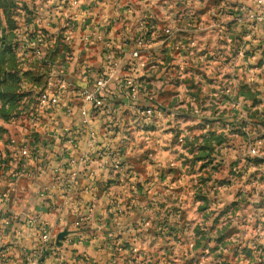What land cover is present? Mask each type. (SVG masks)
Segmentation results:
<instances>
[{
    "label": "rangeland",
    "instance_id": "rangeland-1",
    "mask_svg": "<svg viewBox=\"0 0 264 264\" xmlns=\"http://www.w3.org/2000/svg\"><path fill=\"white\" fill-rule=\"evenodd\" d=\"M205 1L190 4L195 22L199 23ZM253 2L228 0L233 20V6L246 8L239 13L244 22L237 23L244 32L235 25L229 43L216 41L224 30L216 33L215 28L202 31L207 39L194 47L184 39L180 58L188 54L196 62L182 59L180 74L164 78L166 92L160 91L162 84L154 85L157 102L162 93L182 102L193 98V106L167 110L182 112L183 130L175 143L161 148L166 156L157 160V167H162L159 174L142 184L132 183L128 190H116L115 195L128 202L98 206L106 216L96 221L107 234L104 244L112 247L107 264H264V40L257 43L250 36L249 14L257 10L252 9ZM51 3L0 0V138L15 104L19 106L20 94H26L25 81H32L31 72L25 70L32 64L29 44L36 36L50 35L46 27L53 20ZM209 18L215 20L211 13ZM240 34L247 39L243 41ZM68 35L65 31L59 35L61 50H66L62 42ZM21 45L27 46V57L19 53ZM223 51L228 54L230 75H215L219 66L215 61L223 63L216 60L221 56L216 52ZM207 68L213 74H198ZM48 70L45 67L41 80ZM159 126L157 122L156 130ZM113 220L119 223L116 230L112 224L114 232L108 225Z\"/></svg>",
    "mask_w": 264,
    "mask_h": 264
},
{
    "label": "crops",
    "instance_id": "crops-1",
    "mask_svg": "<svg viewBox=\"0 0 264 264\" xmlns=\"http://www.w3.org/2000/svg\"><path fill=\"white\" fill-rule=\"evenodd\" d=\"M50 1H52L51 6H53L51 7L53 20L46 27L47 34L50 35H46V38L36 36L31 40L34 43L41 37L42 44L34 45L33 48L30 47V63L32 64L28 69H25L31 72L32 78L36 79L30 78L32 80L30 83L25 81L23 90L26 96L22 97L12 116L26 120L19 126L12 123L11 118L9 124H5V132L0 138V153H2L6 164L5 169L0 172V184L3 187L12 184L14 187L6 209L13 213L14 219L18 220L16 222L23 223L28 217L34 216L41 222L45 221L52 225L53 236L56 238L60 235L63 236L65 240L59 251L63 257L62 261L67 262L76 259L79 262L85 261L84 264H107V257L112 252V247L104 244L107 234H104L105 229L103 230V227L100 231L96 221V218L98 219L101 215L106 216V211L100 212L98 206L104 203L128 202L129 199L124 200L123 196L117 197L115 195L116 190H128L132 183L142 184L143 179L155 177L153 174H159L157 169L162 167H157V160L161 156H166L165 151L161 148L172 140L175 143V137L180 135L181 130H183L181 126L184 120L182 112L170 113L167 110H179L185 106H193V98L182 102L176 100L175 97L170 100L162 94L166 92V86H163L165 84L164 78L180 74V63L184 59L193 63L196 62L193 58L190 59L188 54H184V58H180V54H182L181 44L185 43L184 39H188V41L193 39L194 45L206 41L204 39L207 38H203L204 32L202 31L214 28V20L211 22L209 13L211 10L220 8L222 9L220 12L223 15L221 22L224 32L216 41L229 43L231 41L229 36L233 27L237 26V23L244 22L240 19L239 13H244L247 10L241 5L233 6L236 14V18L233 20L231 12L233 8L229 5L228 0H207L202 4L200 18H195L199 20L198 23V21H194L190 7L194 0H97L100 2L99 7L94 6V2L82 0L85 1L84 3L87 2L91 8L90 16L86 17V21L111 23V28H108L110 35L106 36L105 39L111 42V47L123 48L124 52H129L132 39L135 36L138 18L147 10L152 13L153 18L148 27L151 40L148 50L152 60L150 63L152 64L156 59L158 66L155 71H148L149 73L147 72L140 81L151 91L155 84H162V90H160L162 93L158 96V103L166 115L164 120L161 119L157 122L160 126L167 124V127L159 126L157 130L155 125L141 130L142 120L134 113V109L126 105L121 99L111 100L112 102L108 106L112 107L113 112L110 113L113 114L105 118L95 113L92 124L89 126L88 130L94 131L97 136L96 153L91 155L87 145V136L81 133V119L76 112L67 117L59 109L45 110L40 114L41 120L38 125L33 127L29 123V118L36 110L37 92L55 89V78H52V74L57 70L64 67L63 76L70 80L73 85H85L84 81L72 74L67 65V57L70 54L77 53L79 57L87 59L94 69H100L103 66L101 53L97 48H84L81 44L74 42L73 45L72 42L68 41L62 42L66 50L59 48V35L63 37L65 29L62 23H59V19L56 20L54 16L57 15L60 19L65 17V10L58 0ZM183 2L189 5L185 7ZM60 6L63 8L62 11L59 10L58 13L52 11V9L61 8ZM254 8L255 6L252 9ZM166 24H172L176 36L161 48V57L155 58L160 44L161 30ZM236 28L242 31L241 34L244 32L240 26ZM250 29H253L254 32L250 33L254 42L260 43L264 40V20L251 22ZM241 34L239 38H242L243 41L246 40L247 37L244 34L241 36ZM223 36L227 37L224 38ZM188 41L186 40L187 44L190 43ZM37 51L44 52L42 54L43 59L39 58L36 54ZM217 54L219 56L221 54L222 57L220 56V59L217 58L216 60H222L223 63L219 64L218 61H215L219 65L216 70H213L215 75L220 72L222 75H230V66L225 63L228 60L226 58L227 52H216ZM152 56L154 58H151ZM202 56V58L207 57L204 53ZM214 60L212 59V62ZM45 67L49 69L48 74L41 80L40 77H42ZM207 69L206 72L202 71L198 74H213V72H209L211 69ZM195 74L197 73L194 71ZM183 104L185 106H182ZM111 118L116 119L115 121L121 124L118 131L113 134H106L105 127L110 122H114L107 120ZM63 128H69L72 131L80 130L78 131L77 149H73L65 138L60 137ZM23 142H28L30 158L23 160L25 172L15 179L17 149L18 146L21 147ZM83 159L85 160L84 163L80 161ZM113 159L122 162L125 168L123 173L116 172L111 168L110 162ZM71 161L74 162V166H70ZM73 173L77 174L76 181L73 189L67 194L65 188L70 187L69 180ZM47 188L51 190H48L46 197L41 198L40 194ZM79 215L88 218V226L82 230H76L73 227L74 220ZM112 224L115 226L114 230L118 229L119 223L113 220L108 222L110 231H113ZM19 227L21 225H18ZM22 242L28 247L33 244V240L26 238ZM6 249L15 256L19 254V249L13 246H8ZM60 261L50 258L44 264H59Z\"/></svg>",
    "mask_w": 264,
    "mask_h": 264
},
{
    "label": "built area",
    "instance_id": "built-area-1",
    "mask_svg": "<svg viewBox=\"0 0 264 264\" xmlns=\"http://www.w3.org/2000/svg\"><path fill=\"white\" fill-rule=\"evenodd\" d=\"M82 0H62L59 4L62 8H56L57 11L65 10V17L63 16L59 23H62L65 29V34L68 42H75L81 44L84 48H97L100 50L103 66L100 69H94L87 59L79 57L77 53L70 54L67 57V65L78 79L85 82L84 86H75L70 80L63 76L64 67L52 74L55 78V89L39 90L36 96V110L32 117L29 118L31 126H36L40 123L41 112L45 110H62L67 117L76 112L81 119L82 134L87 136V145L90 149V154H95V145L97 136L94 131L88 130L92 124L94 114L109 117L113 113L112 107L108 106L111 100L121 99L129 107L134 109V113L141 118V130L150 128L156 124L158 120L165 117V111L157 102L152 91L145 87V84L140 81L148 71H155L158 61L152 60L149 56V48L151 44L149 35V26L151 25L152 13L150 11L144 12L137 20L135 36L132 39L129 52H124L122 49L111 47V42L105 37L110 35L111 23L105 22H87L86 17L90 16L91 8L89 4ZM94 2V6H98L100 2L97 0H88ZM256 11L249 14L251 22H261L264 20V0H254ZM193 6V5H192ZM193 9V7H191ZM221 9V8H220ZM220 9L211 10L210 13L215 18L214 28L217 32L222 33V22L220 19L223 16ZM59 11V12H60ZM58 13V12H57ZM215 15V16H214ZM57 16V15H56ZM72 40L70 39V37ZM176 36V32L172 24L163 26L160 35V44L157 48L155 58L161 57V48ZM188 45L194 47V41L189 40ZM42 44V39L36 42H30V47ZM27 46H19L22 57H27L25 52ZM192 49V48H190ZM178 50V49H177ZM191 51V50H190ZM44 52L37 51L36 54L42 58ZM151 58H154L152 56ZM149 73V72H148ZM109 112V113H105ZM25 118L14 116L11 120L21 126ZM110 122L105 127L106 134H113L118 131L120 122L114 119H107ZM80 131V130H78ZM78 131H72L69 128H63L60 132V137L65 138L67 143L73 148L78 146ZM182 142V137H178V143ZM18 159L16 160V175L15 179L25 172L24 159L30 158V150L28 142H23L21 147L18 146ZM82 163L85 160H80ZM79 161V162H80ZM108 163V162H107ZM5 159L0 156V172L5 169ZM70 166H74L71 161ZM111 168L119 173L125 171L124 165L120 160L113 159L110 162ZM77 174L73 173L70 177V187L65 188L67 194L73 189ZM13 185L3 187L0 184V212L1 224L0 229V264H44L47 259L54 258L59 264H84L85 261H77L76 259L67 262L62 261L63 257L60 254L61 245L64 243L63 239L60 246L56 245V237L53 236V227L51 224L38 220L37 217H28L23 223H18L13 216L7 214L6 207L13 192ZM50 188L44 190L40 197H46ZM13 217V218H12ZM20 222V221H19ZM18 225L21 227L18 228ZM88 226V218L85 216H78L73 223L76 230H82ZM33 240L30 247L23 244L24 239ZM70 244V243H68ZM13 246L19 249L17 256L11 254L6 247Z\"/></svg>",
    "mask_w": 264,
    "mask_h": 264
},
{
    "label": "water",
    "instance_id": "water-1",
    "mask_svg": "<svg viewBox=\"0 0 264 264\" xmlns=\"http://www.w3.org/2000/svg\"><path fill=\"white\" fill-rule=\"evenodd\" d=\"M63 239H64V238H63L62 235L58 236V237L56 238V245H57V246H60V242H61Z\"/></svg>",
    "mask_w": 264,
    "mask_h": 264
},
{
    "label": "trees",
    "instance_id": "trees-1",
    "mask_svg": "<svg viewBox=\"0 0 264 264\" xmlns=\"http://www.w3.org/2000/svg\"><path fill=\"white\" fill-rule=\"evenodd\" d=\"M24 96H26V95H25V94H20L19 101H21L22 97H24ZM19 101H18V102H19ZM16 108H17V104H15L14 109H16Z\"/></svg>",
    "mask_w": 264,
    "mask_h": 264
}]
</instances>
